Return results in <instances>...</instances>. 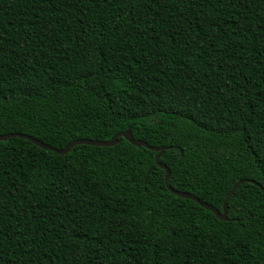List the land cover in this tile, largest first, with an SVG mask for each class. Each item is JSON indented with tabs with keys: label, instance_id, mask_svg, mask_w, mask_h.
Instances as JSON below:
<instances>
[{
	"label": "trees",
	"instance_id": "obj_1",
	"mask_svg": "<svg viewBox=\"0 0 264 264\" xmlns=\"http://www.w3.org/2000/svg\"><path fill=\"white\" fill-rule=\"evenodd\" d=\"M127 130L264 188V0H0V136ZM119 141L0 142V264H264L257 186Z\"/></svg>",
	"mask_w": 264,
	"mask_h": 264
},
{
	"label": "water",
	"instance_id": "obj_2",
	"mask_svg": "<svg viewBox=\"0 0 264 264\" xmlns=\"http://www.w3.org/2000/svg\"><path fill=\"white\" fill-rule=\"evenodd\" d=\"M124 138L126 141H128L129 143H131L133 146H136L138 148H146L148 150H151L153 152H157L159 153L156 157V164L159 168L163 169L165 172H166V177H165V186L167 188V190L179 197V198H182V199H188V200H191L193 202H195L196 204H198L200 207H202L203 209L211 212L214 214V216L222 221V222H227L229 220V217H228V211H227V208H226V205H227V201L230 197H232L234 195V193L236 192L237 188L243 184V183H250V184H253L255 186H257L261 191L262 193L264 194V188L252 181V180H244V181H240L239 183H237L234 188L228 193V195L226 196V199H225V202H224V205H223V209H222V212H220L218 209L210 206L209 204L205 203V202H202L200 199H198L197 197L193 196L192 194L190 193H187V192H180V191H177L173 188H171L169 186V180H170V176H171V173H170V170L169 168L162 164L160 162V159L162 158V156L164 155V153L169 150V148H163V147H151L149 146L148 144H146L145 142L143 141H140V140H135L133 138V135L131 134V131L130 130H127L125 132H122L118 135H116L113 139L109 140V141H106V142H100V141H94V140H76V141H73L72 143H70L69 145H67L65 148L63 149H55L49 145H46L42 142H40L39 140L35 139V138H32L30 136H27V135H23V134H8V135H3V136H0V142L3 141H7L11 138H21V139H25V140H28L30 142H32L33 144H35L36 146L42 148V149H45V150H49V151H52V152H55L56 154L58 155H66L68 154L71 149L74 147V146H77V145H88V146H95V147H113L117 144H119V138ZM150 174V172L148 173V175Z\"/></svg>",
	"mask_w": 264,
	"mask_h": 264
}]
</instances>
